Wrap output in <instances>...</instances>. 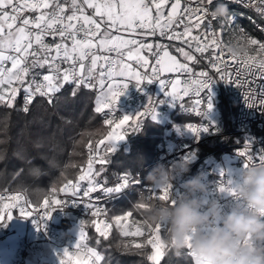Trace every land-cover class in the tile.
<instances>
[{
	"label": "snow or ice",
	"instance_id": "6c2138e0",
	"mask_svg": "<svg viewBox=\"0 0 264 264\" xmlns=\"http://www.w3.org/2000/svg\"><path fill=\"white\" fill-rule=\"evenodd\" d=\"M233 2H241V0H233ZM212 4L213 0H0V104L9 108L14 107L17 96L23 91L25 103L23 111L28 112V105L37 96L46 97L51 103L52 97L60 91L64 84L74 82L77 89L81 85L88 88L99 86L101 96L97 98L95 111L97 113L105 110L112 111L131 81L139 87L145 80L152 83L154 77L159 76L160 72H192L187 62H197L193 49L202 56L210 49L215 53L214 57L209 56V61L212 67L220 73V80L234 83L233 75L239 79L238 72L235 74L228 73L226 70L221 72V66H225V69L227 66L226 61L222 59L225 55L237 61L242 55L243 64L248 72L254 76L258 74L261 79H264V43L244 35L239 38L242 43L238 44V47L244 49L243 53L235 51L232 47H227L225 51L226 46L217 35V30L210 19V17H216L209 7ZM246 6H253L259 14L264 16V0H249ZM113 29L116 31L123 29L130 35L139 33L143 36H156L158 34L169 41H180L189 49L176 48L185 62L181 63L176 56L171 55L167 50V45L156 44L155 48L161 49L162 54L154 53L157 67L152 68L153 76L149 77L147 72L142 74L134 70L132 64L124 62L122 50H127L128 61H134L139 67H144L149 65L148 57L143 54L144 49L152 53L154 45L135 38L124 39L113 35ZM201 29L202 33L194 34L195 30ZM222 31L221 29V33ZM47 37H52L51 43L47 41ZM253 45L257 47L251 50L257 55H248L249 46ZM93 49L116 52L121 59L112 60L108 55L100 56ZM85 61H90V63L86 66ZM101 61L102 63L98 65ZM193 75L197 74L193 73ZM94 80H98V85ZM216 80L217 78L210 73L200 72L197 79L193 81L197 85V96L202 98L197 100V104L202 107L206 106L205 111L197 112V115L203 116L204 120L208 119V113L213 107L209 93L211 84ZM159 82L166 95L173 101L180 98V93L177 92L175 86L179 81L173 82L170 92L165 89L164 80L161 79ZM183 94L186 96L187 90H183ZM73 95H75V90ZM157 103L159 101L150 97L142 112L134 117L123 116L117 127L129 123L130 126H134V131H138L140 128L138 118L150 115L155 119ZM245 103L253 107L256 104L255 95H248ZM259 105L264 106V98L259 100ZM105 123L113 125L116 121L108 119ZM185 127L197 137L201 132L209 131L208 126L203 123L187 124ZM124 139L123 135L109 132L106 137L108 143L105 151H115L118 143ZM102 144H105V140L98 141L97 147ZM87 147L94 155H90L87 170L79 177L80 181L87 180L89 184L88 189L83 192L84 197H88L90 192L98 189L107 194H119L133 182L130 174L126 173L118 177L119 182L113 187L99 183L96 177L100 176L104 169L95 170L93 164L98 162L103 165L107 163V159L93 149L91 142ZM240 155L246 156L248 161L264 162V154H261L255 161L253 156L246 152H240ZM157 188H162L164 195H157L156 199L166 202L172 199L170 184L167 187ZM69 189L75 195L79 190V183L73 184L72 181H66L61 190ZM152 191L155 192V189ZM151 198V195L147 197V199ZM2 199L3 197H0V200ZM12 199L15 201L18 197L14 196ZM44 203L43 214L39 219L34 220V223L41 226L44 220L51 218L53 211L66 205L68 201L45 200ZM172 203L175 201L172 200ZM52 205L57 207L49 211ZM146 207L149 205L144 202H138L135 205L137 210ZM88 208L94 209L91 213L93 217L98 215L108 217L106 209H101L91 203ZM20 215L25 218L31 217V211L25 212L24 208H21ZM132 216L133 211L131 210L112 215L108 222H105L103 229L97 227L96 230L100 237L107 239L113 227L118 230L121 237L125 238L143 236L144 231H147L151 237L154 229L157 235L147 239V244L154 249L153 254L148 256V260L159 264L163 254L161 249L165 247L159 233L166 228L161 224H153L145 220L139 222L141 226L136 227L135 231L130 228L126 229L124 221ZM11 219V213L0 216V221ZM134 223L137 222L134 221ZM83 225L84 221H81L76 246H80L79 242L85 239ZM142 228L144 231L141 230ZM84 247L86 257L93 258L92 264H99L104 259L95 248H88L86 245ZM135 247L142 248L144 245L136 243ZM68 253L69 250L64 249L60 264H64V257ZM84 264H87L86 260Z\"/></svg>",
	"mask_w": 264,
	"mask_h": 264
},
{
	"label": "built area",
	"instance_id": "2783aa9c",
	"mask_svg": "<svg viewBox=\"0 0 264 264\" xmlns=\"http://www.w3.org/2000/svg\"><path fill=\"white\" fill-rule=\"evenodd\" d=\"M218 3L226 4L227 13L223 16L210 17V19L212 20L214 28L217 30V35L220 36L226 46L225 51H227V47H232L235 51L243 53L244 49L238 47V44L242 43L239 38L244 35L260 43H264V16L259 14L253 6H246L249 0H241V2H233V0H213V4L209 7L214 10ZM165 11H167V9H165ZM221 29L223 30L222 33ZM197 32L202 33V29L195 30L194 34ZM112 34L121 36L124 39L135 38L144 43H151L154 45L152 53L144 49L143 54L149 59V65L144 67H139L134 61H128L126 57L127 50H122L124 53V62L132 64L134 70H138L142 74L147 72L149 77L153 76L152 68L157 67L154 53L160 52L162 54L161 49L155 48L156 44L167 45V48L173 50H176L177 47H184L185 50H189L187 45L182 42L175 40L169 41L166 37H160L158 34L156 36H143L139 33L130 35L123 29L120 31L113 29ZM47 41L51 43L52 37H47ZM229 41H234L235 43L231 44ZM256 47L255 45L249 46L248 55H257L256 52L251 50ZM93 51L100 56L108 55L112 60L121 59V56L116 52H104L100 49H93ZM193 54L197 57V62H187L192 72H160L159 76L154 77L152 83H148L145 80L139 87H137L134 81H131L128 83L124 95L120 96L115 108L112 111L105 110L100 112L99 116L102 123L107 128L111 131L117 129L118 135H123L125 137V139L120 142L125 141L129 136L139 135L144 130L146 122L152 119L150 115L138 118L140 122L138 131H134V126H130L129 123L117 127L119 120L123 116L127 115L134 117L137 113L142 112L148 104L150 97L155 101H159V103L155 105L156 116L165 119L169 123H173L174 114L176 113L192 116L194 119L187 123L179 124L177 127L178 137L165 140L158 144L151 160L140 169L134 171L124 170L110 180L100 179L98 177H96V179L99 183L105 184L107 187H113L119 182L118 177L126 173L130 174L133 178V182L121 193L130 188H135L139 194L145 197L151 195V199L158 200L156 196L164 195L163 189L157 188L149 183L145 177L149 171L160 164L172 169L175 175V179L169 183L172 186V197L181 196L183 193L184 181L192 176L199 175L208 189L207 192L200 197L202 203L207 206L211 201L215 200L219 202L224 211H228L240 203L235 197V191L240 180L241 168L247 167L249 162H253L248 161L246 156L240 155V152H246L252 155L254 161L257 160L261 154H264V106L259 105V100L264 98V79H261L258 74L254 76L248 72L243 64L242 55L239 61L233 60L230 56L225 55L222 59L226 61L227 66L225 69V66L222 65L221 72L225 70L231 74L238 72L239 79H236L235 75H233V80H235L234 83L220 80V73L217 72L216 68L212 67L209 61V56L214 57L215 55L211 49L209 52L204 53L203 56L200 53L194 52L193 49ZM257 58H259V56ZM179 60L181 63L185 62L180 55ZM89 63L90 61H85L86 66ZM99 63H102V61L98 62V65ZM105 67H107V65H105ZM200 72H208L217 78V80L211 84L210 88L209 95L211 96L213 107L208 113L207 120H204L203 116L197 115L198 111L203 112L206 110V106L202 107L197 104V100L202 98L197 96V85L193 82L197 79V75ZM193 73L197 75H193ZM161 79L165 81V89L169 92L172 91L173 82L179 81L175 86L177 92L180 93V98L173 101L171 97H168L159 82ZM94 82L98 85V80H94ZM66 84L76 86L74 82ZM81 86L93 91L97 98L101 96L99 86L96 88ZM106 90L105 88V91ZM183 90H187L186 96L183 94ZM56 94L57 93H55V95ZM227 95H231L233 98V116L231 118L228 117L227 113ZM248 95H255L256 97V104L253 107H249L245 103V98ZM38 97L40 96L36 98ZM215 97L219 98L220 107L216 106ZM17 98H19L20 106L23 110L25 106L23 91L20 92ZM30 105H28V108ZM108 119L114 120L116 123L108 125L105 123ZM201 123L206 124L209 131L201 132L199 137L185 127L187 124L199 125ZM184 130L187 131V134H183L182 131ZM93 149L99 152L97 146L93 147ZM90 155H94V153H90L87 148L84 171L87 170V162ZM97 163H94L93 167ZM185 167L187 171L181 174L179 170ZM79 177L68 180L72 181L73 184L79 183V190L76 194L73 195L71 189L67 191L61 190L54 201H68V203L53 211L51 218L44 220L42 226L34 223V220L39 219L40 215L43 214L45 208L44 202L39 204L33 203L29 195L22 189H0V197H3V199L0 200V214L10 212L20 218L25 224L23 232L16 240L15 249L9 264H25L27 254L30 250H42L46 245H50L58 250H69L68 255L64 257V264H84L85 260L87 264H92L93 258L90 256L86 257L85 255L86 249L84 245L89 248L86 242L83 240L79 242L80 246L75 245L78 241V237H76L72 230V222L74 219H92L104 228L105 222H108L109 218L112 216L108 213V205L118 197L120 193L107 194L103 190L98 189L95 192H90L88 197H84L83 192L88 189L89 184L87 180L80 181ZM153 189H155V192L152 191ZM14 196L18 197L15 201L12 199ZM26 201L27 203H25ZM90 203L101 209H106L108 217L103 215L93 217L91 213L94 209L88 208ZM5 205H8V207H5ZM55 207L57 206L52 205L49 211H52ZM21 208H24L25 212L31 211V217H22L20 215ZM134 221L137 223H134ZM142 221V219L133 215L129 217L128 220L124 221V225L126 229L130 228L132 231H135L136 227L141 226L139 222ZM218 223L219 221L216 222V224ZM213 226H210L209 230H211ZM5 228L9 229L8 234L13 232L9 220L0 221V230ZM141 230L144 231L143 228ZM111 231H114L119 238L131 245L142 243L143 241L147 243L148 238H154L157 235L153 229L151 237H149L147 231H144L143 236H130L125 238L119 235L115 227H113ZM159 234L161 236V232ZM3 235V232L0 231V238ZM244 244L250 245V240L245 239ZM188 253L195 257L194 254L189 251ZM58 264H60V261Z\"/></svg>",
	"mask_w": 264,
	"mask_h": 264
},
{
	"label": "trees",
	"instance_id": "16d2710c",
	"mask_svg": "<svg viewBox=\"0 0 264 264\" xmlns=\"http://www.w3.org/2000/svg\"><path fill=\"white\" fill-rule=\"evenodd\" d=\"M96 103L93 91L65 84L51 103L38 97L28 112L22 110L19 98L11 108L0 104V189H22L35 204L53 201L66 181L79 177L84 171L88 143L96 147L98 141L112 132L95 111ZM193 119L192 116L174 114L173 123L167 125L172 138L178 137L176 128L179 124ZM114 132L118 135L117 129ZM165 140L164 128L147 121L139 135L127 137L115 151L104 154L107 163H97L93 168H103L98 178L106 180L124 170L140 169L151 160L157 145ZM138 202L149 207L137 210L135 205ZM157 202L159 200L147 199L137 189L130 188L109 203L108 213L115 215L131 210L134 216L151 222L149 210ZM81 221H84V241L104 257L99 264H154L148 260L154 249L145 241L140 243L144 247L136 248L114 231L107 239L100 237L96 221L92 219H74L72 228L74 225L80 227ZM161 238L165 247L159 264H195L196 258L187 250L174 248L175 243L167 230H161Z\"/></svg>",
	"mask_w": 264,
	"mask_h": 264
},
{
	"label": "clouds",
	"instance_id": "9594fccd",
	"mask_svg": "<svg viewBox=\"0 0 264 264\" xmlns=\"http://www.w3.org/2000/svg\"><path fill=\"white\" fill-rule=\"evenodd\" d=\"M226 13L223 3L213 10L215 16ZM179 171L183 174L187 168ZM145 179L156 187H167L175 175L158 164ZM207 190L199 175L192 176L184 181L181 196L151 206L150 221L164 226L169 238L175 239L174 248L194 254L198 264H264V162H249L241 168L235 191L240 203L228 211L215 200L205 206L200 197ZM186 239L191 248L186 247ZM245 239L250 245L244 244Z\"/></svg>",
	"mask_w": 264,
	"mask_h": 264
},
{
	"label": "crops",
	"instance_id": "0c3cea01",
	"mask_svg": "<svg viewBox=\"0 0 264 264\" xmlns=\"http://www.w3.org/2000/svg\"><path fill=\"white\" fill-rule=\"evenodd\" d=\"M4 214L2 213L0 216H4ZM9 221L13 232L8 234L9 229L7 228L0 230L4 234L0 238V264L10 263L16 240L25 228L23 221L13 214L12 219ZM63 251V249L58 250L50 245H46L42 250H30L27 254L25 264H58L60 257L63 255Z\"/></svg>",
	"mask_w": 264,
	"mask_h": 264
},
{
	"label": "rangeland",
	"instance_id": "374dc122",
	"mask_svg": "<svg viewBox=\"0 0 264 264\" xmlns=\"http://www.w3.org/2000/svg\"><path fill=\"white\" fill-rule=\"evenodd\" d=\"M167 50L169 51V53L171 54V55H173V56H176L177 57V59L179 60V53L176 51V50H173V49H171V48H167ZM182 57V56H181ZM227 113H228V117L229 118H231L232 116H233V108H232V106H233V98L231 97V95H227ZM214 100H215V104H216V106L217 107H220V103H219V98L218 97H215L214 98ZM219 118V117H218ZM149 122H151V123H155L156 125H158V126H161V127H163L164 128V136H165V138H166V140H169V139H171L172 138V134H171V131L168 129V127H167V125H169V122L168 121H166L165 119H162V118H160V117H158V116H156L155 117V119H150V120H148ZM174 124H176L175 122H174ZM177 129V128H176ZM115 130H113L112 132H114ZM183 132V134H187L186 132L187 131H182ZM108 135V134H107ZM107 137V136H106ZM106 137L104 138V140H105V144H102V145H99V147H98V149H99V153H100V155L101 156H104V154L106 153V151H105V149H106V147H107V140H106ZM122 142H119L118 143V145H120ZM117 145V146H118ZM55 200V198L53 199V201ZM45 202V201H44ZM96 227H99V228H101V229H103V227L99 224V223H97L96 222V225H95ZM72 230H73V232H74V234L76 235V237H78V233H79V227L77 226V225H74L73 226V228H72ZM172 239V242L173 243H176L175 242V239L174 238H171ZM161 240H162V242L164 243V245H165V241H164V239L163 238H161ZM185 243H186V245H188V246H191V244L190 243H188L187 242V239H186V241H185ZM163 249H161V251H162ZM195 264H198V261L196 260V262H195Z\"/></svg>",
	"mask_w": 264,
	"mask_h": 264
}]
</instances>
